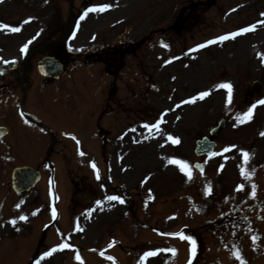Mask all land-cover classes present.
Here are the masks:
<instances>
[{
  "label": "rangeland",
  "instance_id": "rangeland-1",
  "mask_svg": "<svg viewBox=\"0 0 264 264\" xmlns=\"http://www.w3.org/2000/svg\"><path fill=\"white\" fill-rule=\"evenodd\" d=\"M72 1L73 5H77L80 0ZM97 1L93 0L92 3L96 4ZM182 1L179 0L177 5ZM54 2L59 10L65 9L64 6L60 7L58 0ZM154 2L156 5L150 4L143 10L133 7L136 10L132 20H142L147 13L157 10V23L162 13L161 0ZM164 2L166 5L163 7L169 18L176 7V0ZM161 4H164L163 1ZM40 13H43V6ZM206 16H210L211 22L214 21L218 28L206 29L205 34L194 35L189 41L169 35L170 42H173L172 55L179 52L185 55V51L188 55L189 47L213 40V36L214 40L219 41L191 56L198 58L193 59L189 69L178 68L182 93L176 96L177 105L184 95L188 97L202 93L206 86H209V91L211 89L209 100L203 103V110L209 111L206 115L208 118H202L203 111H198V123L195 125L192 120L195 108L178 110L174 108L176 102L164 101L166 95L172 93L169 90L172 86H167L166 90L159 89L161 75L154 76L162 64L154 57L165 55V50L159 46L149 49L148 45L157 42L158 34L153 31L149 33L152 34L151 41L142 51L135 56L125 57L126 67L119 73L120 92L115 96L120 113H104L111 78L103 73L99 63L79 65L68 77H61L53 84L43 85L40 79L37 80L32 88V97L26 100L28 117L21 116L19 109H16L15 115L9 119V132L0 142V152L10 157L8 171L15 166L28 165L39 166L41 172V179L28 196L29 216L19 225L9 226V232L0 233V264H27L41 238L51 250L58 249L54 260L53 254L49 256V264H188L198 248L187 233L188 228L193 229L201 240V249L192 264H264V135H261L264 133V104H258L262 107L257 108L250 120H238L249 110L251 103L257 99L264 100V0H217ZM0 18L3 19L1 13ZM134 22L131 21L133 27ZM250 27L252 31L237 36L235 41L232 38L223 44L218 39ZM101 29L103 27L100 26L98 31ZM88 33L86 31L85 35L88 36ZM117 33L112 31V35ZM80 44L77 39L76 42L72 41L71 47L81 51L84 47ZM100 44L97 41L86 50ZM147 55L152 57L151 67H147L143 59ZM254 78L261 79L263 84L257 86L255 92L248 93L247 88ZM221 83L232 86L231 103L227 99V90L218 88ZM161 101L165 103L163 108ZM163 109L167 113L162 112ZM5 114V111H0V117ZM221 116L227 120L224 130L230 131L231 135L226 144L225 141L219 142L216 155L206 159L204 167L212 172L220 171L218 182L232 186L238 178V173L233 169L239 166L234 158L247 153L246 159L249 160L256 151L253 156L255 165L243 171L247 172V178L240 179L239 185L231 189L224 183H217L215 175L204 172L193 173L198 178L195 183H183L182 174L162 171L164 165V169L170 170L178 166L170 164L169 160L188 165V159H192V156L187 157V154L194 146L195 134L205 132L207 124ZM133 122L137 123L138 128L142 126L140 133L143 132L142 136L148 138V144L145 143L142 148L146 152L143 158L138 157L136 150L131 152L139 158L137 162L143 164L131 168L136 172L131 173L130 177V174H126L128 170L118 162L120 158L130 168V155L119 157L116 149L112 170L108 167L107 174L101 158V140L96 135L98 126L109 128L121 124L122 128ZM153 124L155 132L151 130L149 133L148 129ZM136 136L137 133L132 132L130 136L127 135V141L142 140L139 135ZM169 136L180 141L171 152H167L166 148L169 146ZM224 145L230 146V152L224 151ZM151 146L154 150L150 153L148 150ZM46 156L53 166L52 170L49 166L46 168L45 163L42 164ZM226 156L230 158L227 160ZM223 160H227L228 165L218 169ZM147 161L149 164H145ZM81 175H87L93 182L98 177L107 176L111 184H118L125 193L120 192L118 200L100 204L73 222L68 210L72 180ZM190 176H187V180L194 179ZM139 178L142 180L137 187ZM119 180L123 181L121 185ZM102 185L108 186L107 179ZM248 192L261 207L259 214L262 219L258 223L248 229H232L229 221L217 219L225 209L242 204L249 197ZM1 194L6 195L3 214L9 218L16 197L12 193L7 194V189L3 188ZM110 194L115 196V193ZM255 207L257 204L248 206L243 223L251 224L257 218L255 209L258 208ZM258 234L260 236L256 237ZM63 235L68 245L60 249ZM146 252L156 255L141 261ZM234 253L239 255V260ZM41 262L46 264L44 260Z\"/></svg>",
  "mask_w": 264,
  "mask_h": 264
},
{
  "label": "snow or ice",
  "instance_id": "snow-or-ice-1",
  "mask_svg": "<svg viewBox=\"0 0 264 264\" xmlns=\"http://www.w3.org/2000/svg\"><path fill=\"white\" fill-rule=\"evenodd\" d=\"M0 2H2V0H0ZM107 8H108V6L107 5H104L102 7L89 8L87 11L88 12H103V11H106ZM83 18L84 17H81V19H83ZM29 22L30 21H28V20L24 21V23H29ZM7 28H9V26L0 24V29H7ZM9 30L11 32H13V33H16V32L21 31V29L18 28V27H11ZM252 30H253V28H251V27L250 28H244L240 32L232 33L230 36H228V35L221 36L218 39L220 41H225V40H228V39H231V38H235L236 36H239V35H241L243 33L250 32ZM216 42H217L216 40H212V41H208V44H213V43H216ZM206 46L207 45H200L199 47L200 48H203V47H206ZM26 48H27V45H25V47L21 49V52H24L26 50ZM262 59H264V57H262ZM218 88L226 89L227 90V99H228V102L231 103V101H232V86L230 84H227V83H221V84L218 85ZM208 95H209L208 92H203V93L200 94V98L203 99L204 97H206ZM192 102H194V101L193 100L185 101V103H192ZM258 103L259 104H264V100H261ZM177 107H179V105ZM255 107H256V105H253L252 108H250L242 117H238V120H240L241 122L250 120L251 117H252V109L255 108ZM159 123H160V121L157 122V125H156L157 128H158ZM144 127H148V125H144ZM261 135H264V133H261ZM168 139L171 140L173 144H179L180 143L179 139H173L171 136H169ZM224 151L227 152V151H229V149L228 148H225ZM80 154L83 155V153H80ZM213 155H216V154L213 153ZM243 155H244L245 158H247V156H248L247 153H243ZM169 163L170 164L171 163L178 164L179 167H180L181 172H184L186 175L189 176V178H191L190 173L186 171V169L188 168V165L187 164H185V163H183L181 161H178V160H169ZM93 168H95V165H93ZM242 174H244L243 173V170H242ZM245 176L247 178V175L246 174H245ZM107 199L110 200V201H115V200H118L119 198L116 197V196H108ZM120 203H123V200H120ZM54 215H55V213H54ZM20 219L21 220H25L26 217L21 216ZM10 223L15 224V221H10ZM182 238H185V237H182ZM187 239H190V238H187ZM253 239L255 241V238H253ZM64 247H65V245H60V249H63ZM57 250L58 249L53 248L50 252H45L43 254V256L41 257V259H44L45 257L51 256L52 253L53 252H56ZM154 255H156V253H154V252H146L144 254V256L141 257V261H143L146 257H150V256H154ZM234 255H236V258L238 260L240 259L239 255H237L235 253H234ZM77 259H79V257H77ZM108 259L110 260L111 257H108ZM38 264H39V262H38Z\"/></svg>",
  "mask_w": 264,
  "mask_h": 264
},
{
  "label": "flooded vegetation",
  "instance_id": "flooded-vegetation-1",
  "mask_svg": "<svg viewBox=\"0 0 264 264\" xmlns=\"http://www.w3.org/2000/svg\"><path fill=\"white\" fill-rule=\"evenodd\" d=\"M0 172H2V161H0Z\"/></svg>",
  "mask_w": 264,
  "mask_h": 264
},
{
  "label": "bare ground",
  "instance_id": "bare-ground-1",
  "mask_svg": "<svg viewBox=\"0 0 264 264\" xmlns=\"http://www.w3.org/2000/svg\"><path fill=\"white\" fill-rule=\"evenodd\" d=\"M152 147V146H151ZM153 148V147H152Z\"/></svg>",
  "mask_w": 264,
  "mask_h": 264
}]
</instances>
